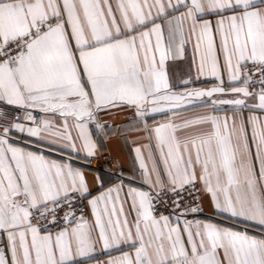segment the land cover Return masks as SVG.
<instances>
[{"label": "snow or ice", "instance_id": "obj_1", "mask_svg": "<svg viewBox=\"0 0 264 264\" xmlns=\"http://www.w3.org/2000/svg\"><path fill=\"white\" fill-rule=\"evenodd\" d=\"M113 109L152 166L92 196ZM0 118V264H264V0H0Z\"/></svg>", "mask_w": 264, "mask_h": 264}, {"label": "crops", "instance_id": "obj_2", "mask_svg": "<svg viewBox=\"0 0 264 264\" xmlns=\"http://www.w3.org/2000/svg\"><path fill=\"white\" fill-rule=\"evenodd\" d=\"M193 44L190 43L185 48V54L183 59H178L176 61L168 62V70L170 77L174 83H179L182 79L192 78L194 79L197 75L196 68L193 64L194 57ZM198 61V57H197ZM194 86L207 88L212 86V78L201 77L200 81ZM230 114V113H229ZM133 113L129 110L113 109L109 113L100 115V122L103 120H111L112 125L106 128L107 136L105 137H95L98 144V153H108L113 156L115 164L122 166L125 169V185L127 186L131 183L133 186L146 188L140 180V167L139 161L136 158L135 148L140 147L142 149V154L145 158L146 163L151 169L152 163L148 160L149 149L146 147L149 145V140L147 133L142 129H137V125L132 120ZM94 130V126H90ZM35 140V138H32ZM34 150H36L34 148ZM152 151L154 157L158 159L159 153L155 150V143L152 142ZM46 155H51L52 158L60 159L61 156L58 153H45ZM83 154H81V157ZM74 167H80L84 170L85 176L87 178L88 187L92 196L98 195L100 191L106 190L114 184L119 183L113 179L109 171H99L91 168L87 164V160L83 158L73 161ZM101 177L103 182V188H100L96 177ZM135 176L136 179L133 180L132 177ZM91 198V197H90ZM204 216L211 217L213 214L212 207L205 196L202 201ZM89 218L91 219L90 209H88ZM107 257H101V259H106Z\"/></svg>", "mask_w": 264, "mask_h": 264}, {"label": "built area", "instance_id": "obj_3", "mask_svg": "<svg viewBox=\"0 0 264 264\" xmlns=\"http://www.w3.org/2000/svg\"><path fill=\"white\" fill-rule=\"evenodd\" d=\"M12 114H16V113H12ZM18 115L20 116V118L22 120L23 119V112L18 113ZM11 122H12L11 119L0 118V125L7 126ZM101 123H103L105 125V129L109 128L112 125L111 120H103ZM87 164L89 167L94 168V169L99 170V171H109V173H111L113 179L116 181H120V178L124 179L125 174H126L124 172L125 169L122 166L115 164V160L113 159V156L108 154V153L96 154L94 157L87 160ZM84 204L86 205L87 201H84ZM202 207H203V205H202ZM88 211H89L88 208L83 209V213L86 217L89 216ZM161 211H164V210L161 209ZM165 214H167L166 211H165ZM203 216H204V209H203V214L197 218L202 219Z\"/></svg>", "mask_w": 264, "mask_h": 264}]
</instances>
